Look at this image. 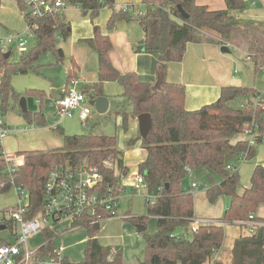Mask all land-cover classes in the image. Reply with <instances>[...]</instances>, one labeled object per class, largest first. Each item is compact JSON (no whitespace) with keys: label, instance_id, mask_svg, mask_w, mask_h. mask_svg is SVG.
Here are the masks:
<instances>
[{"label":"trees","instance_id":"1","mask_svg":"<svg viewBox=\"0 0 264 264\" xmlns=\"http://www.w3.org/2000/svg\"><path fill=\"white\" fill-rule=\"evenodd\" d=\"M28 27L33 31L34 44L23 52L18 60L4 57L0 39V68L4 75L0 82L2 107L6 111L10 97L18 101L20 95L11 85V76L35 71V62L46 51H52L57 63L64 54L56 46L58 36L67 38L70 34V22L64 11L33 16L24 0H13ZM65 5L77 6L83 15L94 21L99 9L112 8L107 20V30L115 28L119 21H131L130 8L115 9V0H63ZM144 11L137 15L142 32L144 51H158L157 70L166 71L167 64L183 58L188 42H214L227 44L237 42L239 36L250 44L249 53L254 68L264 67V39L255 33L261 24L237 16L245 8V0H225L226 8L209 9L196 0H142ZM94 24V23H93ZM93 37L85 39L88 45L98 53V81L92 85L95 96L103 95L104 81H118L123 87V97L132 104V115L147 112L151 116V129L146 137L140 135L141 146L146 155L138 164V172L147 184V193L153 195L152 202L145 200V213L129 215L126 219L133 225L145 226L149 216L157 218L156 231L153 234L141 231L145 239L144 255L138 264H202L221 250L225 237L224 225L234 224L248 219L259 204L264 203V167L256 165L249 187L242 194L236 191L239 182L237 165L241 160L252 159L255 146L240 140L231 143V138L248 128L256 134V142L262 141L264 133V98L253 87L222 86L218 98L200 108H185L186 91L182 83L168 82L163 78L159 87L142 81L133 71L122 73L112 64L109 52L112 47L107 34L93 25ZM219 33L216 38L212 33ZM73 67L68 69L65 85L76 78ZM26 95L39 100L37 111H21L29 123L45 126L43 98L40 89H26ZM235 97L246 100L240 106H230ZM252 98H256L253 101ZM123 126L126 128L128 114H123ZM253 123V124H252ZM56 129L63 134V146L50 151L23 152V164L12 171L6 169V161L0 145V193L8 192L15 185L28 193L25 217L30 218L40 210L47 178L56 164H86L95 167L102 175V181L96 186L99 193H117L121 178L128 168L123 163V153L117 148L116 136L87 133L67 135L61 126ZM227 155L232 159L226 161ZM110 159L113 167L103 164ZM234 160V161H233ZM232 162V163H231ZM116 166V167H115ZM207 170V200L214 203L219 196L229 197L218 223H200L195 231L184 236L180 229L186 228L194 220L193 192L184 187L188 176L187 169ZM219 177L218 182L213 177ZM111 189L110 191L108 189ZM110 213L98 210L94 214L79 213L71 221L70 227H82L87 232L84 259L72 262L65 258L66 264H123L122 251L118 247L100 244L97 233L100 230L99 217ZM256 218V217H254ZM256 219L264 218L257 217ZM240 225L244 226L243 223ZM68 228L56 231L42 229V244L37 250L40 257L53 256L56 239ZM232 258L229 264H264V226L257 227L252 234L239 235L231 248ZM212 264H224L214 260Z\"/></svg>","mask_w":264,"mask_h":264},{"label":"crops","instance_id":"2","mask_svg":"<svg viewBox=\"0 0 264 264\" xmlns=\"http://www.w3.org/2000/svg\"><path fill=\"white\" fill-rule=\"evenodd\" d=\"M131 1L132 0H115L113 4V7L115 9L130 8V11L134 16L131 21H119L114 29L107 30V20L112 11V8H110L109 6L101 7L99 9L98 16L94 21H91V19L87 15H84V18H81L79 20H72L71 22L69 20L70 34L67 39L68 41L62 44V50L64 54L63 61L55 64L56 58L44 62L40 59V57L35 62V64L37 65L35 71H29L24 74H14L11 76V85L13 89L17 93H19L20 97L17 102L10 97V104L8 109H10L12 101L16 103V105L12 103L13 111H8L7 109L4 112L5 125L10 129V131L7 135L0 138V145L2 146V150L5 155H23V152L26 151H50L62 147L63 134L56 129V126L58 125L61 126L63 133L67 135L92 131L96 135L117 136V148L123 153V163L128 168V171L121 180V182L125 183L126 185L124 188V192L120 198V202L116 208V213L113 216H108L101 220L100 230L97 233V239L102 245L120 248L122 251L123 264H138L139 261L143 258L142 250L144 251L145 246V239L141 234L142 230L139 231L138 226H140L141 228L144 227L145 230L146 227L135 225L137 229L136 231L139 233L138 236L137 232H135L132 227L126 224L128 222L126 218L129 215L143 214H138V212L134 210V198L136 196H142L144 198V195L146 193L145 189H136L132 185L134 181L133 174L137 173L138 164L144 159L146 155L145 149L141 146V139H136L133 144L130 143V140H134V138H137V136L140 135L137 116L132 115L130 112H126L127 109L122 110V108L129 107V105L131 106L132 104L127 99H125V97H123V87L118 81L109 80L103 82L102 91L103 96L107 97L108 99V109L104 113H98L94 110L95 113L93 112V114L91 112V115L85 121H81L77 115L59 120L57 115L56 99L59 96L63 95L65 89L70 86L65 85V79L68 69L72 67L74 72L76 73V78L74 79L75 87L85 94L88 103L92 98V95L95 96V91L92 85L99 79L98 53L85 41V39L93 37L94 24L99 27V30L102 34H107L111 40L112 47L109 52V56L113 66L122 73L133 71L137 74L140 80L149 82L151 85L155 86L158 73L157 65L159 62V53L158 51H144L142 44V29L140 27V32H138L133 28L135 26L132 24L138 23V20L135 17H137L139 13L144 11V6L142 0H133L135 2H138L137 4L131 3ZM260 1L262 2L260 4V7H264V0ZM196 3L200 5H206L209 9L226 8L225 0H196ZM14 4L13 7L15 8L16 4ZM251 5H255V2L251 1ZM74 7L80 10L77 6ZM242 11H239L237 13V16L242 19L253 20L260 23L261 25L256 28L255 33L258 35V37L264 39V20H255L249 16L242 17ZM25 30H27V23L25 29L18 32H24ZM9 33L13 32H7L6 35ZM212 34H214L218 39L221 38V35L219 33L214 32ZM63 39L65 40L66 38ZM28 42L30 47L34 44V39L30 38ZM194 44L195 43L193 42H188L183 58L180 61L169 62L167 64L166 71L163 74V78H165L166 81L182 83L185 86L186 109L194 110L200 108L205 104L214 102L220 94L221 87L229 85L253 87L259 92L261 98H264V88L259 89L257 87L256 70L258 69L255 70L254 61L249 54L251 53L249 49V46L251 47V44L247 40H245V38L239 36L237 42H228L227 44L202 42L201 55H198L196 53ZM224 45L226 46L227 50L221 49V47ZM58 47L61 48V46ZM2 49L4 52H6L3 47ZM7 52L11 53L10 50ZM21 54L22 53H19V56ZM66 55H69L70 58H66ZM260 69H264V67H260L259 70ZM26 89H40L44 91L45 96L43 98V114L46 121L45 126L37 125L35 123H29L21 114V111H24L19 105V101L22 96L25 98L26 111H37L39 108L38 98H36L35 96L26 95ZM235 98H240V103L238 106L243 104L246 100V98L244 97ZM252 99L253 101L256 100V98ZM91 107L94 108V106L92 105ZM125 113L128 114L125 123L126 128L130 123L128 133L122 132L124 129L123 114ZM108 118L114 119V130L116 134L113 133L114 131H108L106 123V119ZM93 123H97L98 126L94 127ZM126 128L124 130H126ZM240 140L248 141L250 144L254 145L256 154L252 159L241 160L237 165L239 182L241 181V183L243 184L239 185L238 182L236 187V191L238 194H242L244 192V189L249 187L250 179L255 166L260 164L264 167V140L262 139V141L259 143H257L256 141H254V143L251 142V134L248 130H244L235 134L231 138V143H236ZM126 152L130 153V155L134 154L133 157H137L138 160L132 161L127 164L124 161ZM231 159L232 156L229 160ZM241 170H243V174ZM247 170H249L248 173H246ZM202 171H205V174L207 176L206 169H191V172L188 173V176L185 178V180L188 179V182L185 183V180L183 182L184 187H190L192 182L197 183L196 175ZM219 180V177H213L214 182H218ZM197 184L199 188V183ZM196 194L198 193L196 192ZM200 194H202L203 197L205 196L207 200L205 191ZM195 196L196 195L193 193L194 220H200L195 217L196 215L201 216L199 218H209L206 220H213L212 218H210L213 216H216L215 220H219L222 217L225 206H227L228 204L226 199H223L219 196L216 199L215 203H209L207 201L210 206H208L205 215H203L202 212H198ZM122 200H125L127 202L126 204L124 203V205L121 207L120 204ZM214 209H219L220 213L213 215ZM152 217L156 219L157 227V218L155 216ZM254 217L264 218V203L258 205L256 212L254 213ZM114 222L119 224L118 226L120 227L121 231L116 232L110 229L106 231V228L108 226L110 227V225ZM234 224L239 225L241 229L243 228L245 230V225L242 226L237 223ZM189 227L190 224L186 228L180 229L179 231L186 233L188 232ZM64 228H60V231ZM55 230L58 231L57 227ZM155 231L156 229L153 232ZM126 238L131 239L132 242H135V249L132 248L129 242L126 241ZM86 240L87 236L83 237L78 242H86ZM57 246L63 247V253L65 252V250H67L68 247L63 244ZM230 254L232 258V253ZM64 255L68 259L66 252L64 253ZM214 260L221 261L224 264H229L226 263L227 259H224V257H222L220 251H218L212 258L207 259L202 264H212Z\"/></svg>","mask_w":264,"mask_h":264},{"label":"built area","instance_id":"3","mask_svg":"<svg viewBox=\"0 0 264 264\" xmlns=\"http://www.w3.org/2000/svg\"><path fill=\"white\" fill-rule=\"evenodd\" d=\"M24 1L28 11L33 16L60 10L64 11L67 7L63 0ZM30 38H33V31L27 25V30L24 32L9 33L0 39L3 46H5V43L14 44L19 53H23L29 48L28 40ZM3 75L4 69L1 67L0 82ZM56 105L59 120L77 115L81 121H85L92 112V107L87 102L85 94L75 87L74 80L65 89L63 95L56 99ZM4 112L0 97V138L7 135L10 131L5 125ZM246 130L250 132L251 142L254 143L256 134L250 128ZM262 139L264 140V133L262 134ZM4 157L8 171L15 170L24 161V156L21 154H4ZM103 164L107 167L114 166L110 159L104 160ZM187 171L190 173L191 169L188 168ZM133 180L132 185L136 189L146 190L147 184L138 169L137 173L133 174ZM101 181L102 175L98 169L86 164L85 161L74 165H54L46 181L41 208L35 216L30 218L25 217V206L28 202L27 191L13 185L12 187L17 193L16 204L3 210L5 215L0 221V224H3V228L11 230L13 239L0 242V264H66V256L63 253L62 246H57L53 256L40 257L37 255L36 252L42 244V229L46 227L56 229V225L63 221H69L70 226L75 216L84 212L94 214L98 210H103L113 216L126 184L121 182L117 193H108L102 196L96 189V186ZM188 188L193 192V190L198 188V184L192 182ZM108 190L110 191L111 189L109 188ZM144 198L152 202L153 195L146 191ZM102 219V217H99V222ZM205 222L216 223L218 220H193L190 223L188 232H183L184 236H188L196 230L198 224ZM239 222L245 225L247 234H252L257 227L264 226V220L256 219L252 214L249 215L248 219Z\"/></svg>","mask_w":264,"mask_h":264},{"label":"rangeland","instance_id":"4","mask_svg":"<svg viewBox=\"0 0 264 264\" xmlns=\"http://www.w3.org/2000/svg\"><path fill=\"white\" fill-rule=\"evenodd\" d=\"M12 1L13 0H0V37H4L7 32L16 33L18 31H22L26 27V22L24 21L22 15L20 14L17 6L14 4V1L13 2ZM251 1H254L255 5H251ZM131 3L137 4L138 2H135L132 0ZM261 3L262 2L260 0H245V8L241 12L242 17L249 16V17H252V19L263 21L264 20V7H260ZM13 4L15 5V8L13 7ZM64 13H65L67 20H70V22L72 20H79L81 18H84L83 13L80 10H78L76 7L71 6V5H67ZM132 24L135 26L133 28L136 31L140 32V26L138 25V23H132ZM67 39H68V37L64 40L62 38V36H59L56 39V46L57 47L61 46V48L63 49L62 44L65 43L66 41H68ZM2 47H4V50L6 52L10 50L11 53H10L9 59L11 61L18 60L19 51L15 48L14 44L5 43V46L2 45ZM54 58H55V56H54L52 51H46L45 53H43L41 55L40 59L42 61L46 62V61H49L50 59H54ZM66 58H70V56L66 55ZM63 60H64V57H63L62 61ZM56 63L57 62L55 61V64ZM45 68H47V67H45ZM256 71H257V87L259 89H263L264 88V69H260V70L258 69ZM12 103H14V105H16V103L14 101H12ZM12 103H11L10 109H8V111H13ZM239 103H240V98H235V99H232L231 101H229V105L233 106V107L238 106ZM123 109H127L126 112H130L132 114V110H133L132 105L131 106L129 105V107H126V108H122V110ZM94 110H95V108H92V113L93 112L95 113ZM106 123H107L108 131H110V132L114 131L113 133L116 134V132L114 130V119L108 118V119H106ZM84 124H86V123H84ZM93 126L97 127L98 124L93 123ZM129 126H130V123L128 124L126 130L123 129L122 132L128 133ZM87 132H85V133H87ZM117 134H118V129H117ZM116 140H117V136H116ZM133 156H134V154L130 155V153L126 152L124 161L127 164H129L132 161L138 160L137 157H133ZM241 172L243 174V170H241ZM248 172H249V170H247L246 173H248ZM240 180H241V177H240ZM196 181H197V183H199V188L196 190H193V193L196 195L195 197H196V201H197V209H198V212H202L203 215H205V212L207 211L208 206H210L209 205L210 202L208 200H206L205 196L203 197V195L200 194V193L205 191V189L207 187V183H208L205 171H202L196 175ZM187 182H188V179L185 180V183H187ZM239 185H243L241 183V181L239 182ZM196 192L198 194H196ZM220 197L223 199H226L227 203H229V197L224 196V195L220 196ZM16 201H17V193L13 187H11L8 192L0 193V221L3 218V216L5 215V213H3V210L9 206L15 205ZM134 201H135L134 210H136L138 212V214L145 213L146 207H147V205L145 204V199L142 196H136L134 198ZM126 202L127 201L122 200V202L120 204L121 207L124 205V203L126 204ZM225 208H226V206H225ZM219 209L218 210L214 209L213 215L220 213ZM222 215H223V213H222ZM195 217L200 219V220L209 219V218H206V219L199 218L201 216H197V215ZM215 217L216 216H213L210 218L215 220ZM216 223H218V222H216ZM236 223L240 224L239 222H236ZM126 224H128L130 227L133 228V230H135V232H137L135 225H133L129 221ZM118 225H119L118 223L114 222L110 225V227L108 226L106 228V231H108L110 229V230H113L116 232L117 231L120 232L121 229ZM2 226H3V224L1 223L0 224V242L2 240L11 241L13 239L12 234H11V230L9 228H3ZM56 227H57V230H60V228H64V227L68 228V230L63 232L56 239L55 244L56 245L63 244L65 246H68L67 250H65V252H66L68 259L70 261H72V262L82 261L84 259V250L86 247V242H82V241L78 242V241H80V239H82L83 237L87 236V232H86L85 228L76 227L75 229H70L71 227L69 226V221L60 222L56 225ZM145 227H146V230H145L146 233H149V234L154 233L153 231L156 229V219L152 216H149L146 220ZM224 229H225V237H224V241H223V245L221 247L220 253L222 254V257H224V259H227L226 263H230L231 262L230 261L231 248L233 246L235 239L239 236L240 233L243 235L247 234V230H246V228H245V230L243 228L241 229L239 227V225H236V224H226V225H224ZM137 234L139 236L138 232H137ZM38 240H39V238H38ZM126 241L129 242V244L132 246V248L135 249V242H132L131 239H127V238H126ZM143 255H144V251L142 250V257H143Z\"/></svg>","mask_w":264,"mask_h":264},{"label":"water","instance_id":"5","mask_svg":"<svg viewBox=\"0 0 264 264\" xmlns=\"http://www.w3.org/2000/svg\"><path fill=\"white\" fill-rule=\"evenodd\" d=\"M135 18H137V17H135ZM194 48H195V51L198 55L202 54V44L201 43H195ZM221 49L227 50L225 45L222 46ZM9 55H10L9 52H5L4 57L8 58ZM162 80H163V72L159 71L157 73V81L155 83L156 88L160 86ZM89 103L92 106H94L95 111H97L98 113H104L108 109V105H109L107 97H105L103 95L98 96V97H94V98L92 97L89 100ZM19 105L24 111H26V103H25V98L23 96L20 98ZM137 121H138V126H139V134L142 138H144L147 136V134L149 133V131L151 129V123H152L151 122V116L147 112L140 113L137 115ZM230 158H231V156L227 155L225 160L228 161ZM138 230L139 231L144 230V227L141 228L140 226H138Z\"/></svg>","mask_w":264,"mask_h":264}]
</instances>
